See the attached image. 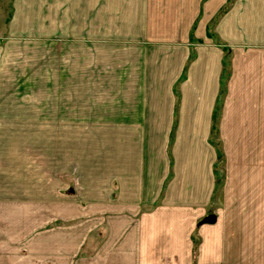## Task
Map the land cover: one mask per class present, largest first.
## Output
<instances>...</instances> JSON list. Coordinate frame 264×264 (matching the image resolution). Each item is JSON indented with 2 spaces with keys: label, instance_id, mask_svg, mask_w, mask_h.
I'll return each mask as SVG.
<instances>
[{
  "label": "rangeland",
  "instance_id": "rangeland-1",
  "mask_svg": "<svg viewBox=\"0 0 264 264\" xmlns=\"http://www.w3.org/2000/svg\"><path fill=\"white\" fill-rule=\"evenodd\" d=\"M9 1L0 0V264H79L111 229L126 228V210L140 218L155 207L167 144L158 118L167 112L194 0H14L15 10ZM196 41L201 59L186 86L177 142L168 147L179 151L180 170L166 193L172 203L193 192L202 213L206 151L190 134H206V125L194 126L189 108L205 80L206 43ZM154 69L159 77L149 79ZM152 102L159 115L141 127L132 109ZM126 118L133 125L110 124ZM245 131L247 141L226 142L236 156H252L254 127ZM189 156L197 160L192 173L184 169ZM224 160L216 162L219 200Z\"/></svg>",
  "mask_w": 264,
  "mask_h": 264
},
{
  "label": "crops",
  "instance_id": "crops-1",
  "mask_svg": "<svg viewBox=\"0 0 264 264\" xmlns=\"http://www.w3.org/2000/svg\"><path fill=\"white\" fill-rule=\"evenodd\" d=\"M226 4L213 27L211 21ZM8 7L15 10V1L10 0ZM5 28H9L8 22ZM200 38L206 43L205 80L200 85L202 90L194 86L197 98L189 112L194 126L206 125V134L198 135L194 130L190 134L191 141H200L202 151H206L202 213L191 201L193 192L184 200L172 198V203L166 193L170 180L177 179L180 170L179 151L168 147L170 142H177V131L184 123L186 86L193 64L201 55L196 41ZM179 42L185 53L176 77L168 85L167 112L158 118L166 121L167 144L163 149L164 176L151 200L155 207L140 218L136 212L126 210V228L111 229L97 254L88 261L78 258L79 264H235V260L237 264H264V0H194L186 39ZM150 71L149 79L159 77L155 69ZM153 103L132 109L141 127L151 125L149 119H157L159 113ZM118 122L133 125L128 118L111 119L110 124ZM213 126L218 130L217 140L212 136ZM248 126L254 127L253 149H249L253 158L245 153L236 156V151L226 145L247 141V132L241 131ZM220 156L228 162L227 181L222 185L225 197L221 200L216 197V162ZM195 162L192 164L189 156L185 172L190 167L192 173V166L197 167ZM194 182L198 184L190 180L193 186ZM167 206L173 208L163 209ZM172 223H178L179 230L169 228Z\"/></svg>",
  "mask_w": 264,
  "mask_h": 264
},
{
  "label": "water",
  "instance_id": "water-1",
  "mask_svg": "<svg viewBox=\"0 0 264 264\" xmlns=\"http://www.w3.org/2000/svg\"><path fill=\"white\" fill-rule=\"evenodd\" d=\"M210 219H213V217H211Z\"/></svg>",
  "mask_w": 264,
  "mask_h": 264
}]
</instances>
